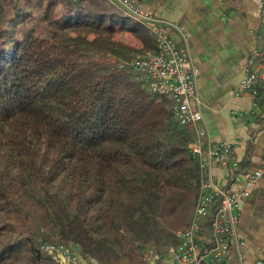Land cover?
<instances>
[{
  "label": "trees",
  "instance_id": "trees-1",
  "mask_svg": "<svg viewBox=\"0 0 264 264\" xmlns=\"http://www.w3.org/2000/svg\"><path fill=\"white\" fill-rule=\"evenodd\" d=\"M154 48L108 0L0 1V264H146L189 225L193 130L130 68Z\"/></svg>",
  "mask_w": 264,
  "mask_h": 264
},
{
  "label": "built area",
  "instance_id": "built-area-1",
  "mask_svg": "<svg viewBox=\"0 0 264 264\" xmlns=\"http://www.w3.org/2000/svg\"><path fill=\"white\" fill-rule=\"evenodd\" d=\"M108 1L145 26L153 36L155 48L138 54L130 68L135 80L150 94L172 100L174 115L180 125L193 130L194 136L188 149L200 165L199 192L191 222L175 233L176 243L169 247L163 258L155 251L147 250L143 260L146 264H160L169 256V264H227L232 248L243 245L237 238L239 203L264 180V158L255 169L242 167L231 142L212 141L203 126L201 111L194 108L201 103L199 70L193 62L190 39L185 29L154 17L133 0ZM259 4L264 18V0H259ZM261 31L264 34V22ZM234 94L236 97L248 95L252 98V115L261 109L259 101H264L263 50L251 52L244 67L243 79ZM219 166L228 171L227 185L220 184L215 178V169ZM41 251L50 257L52 264H85L78 251L61 244L42 243Z\"/></svg>",
  "mask_w": 264,
  "mask_h": 264
},
{
  "label": "crops",
  "instance_id": "crops-1",
  "mask_svg": "<svg viewBox=\"0 0 264 264\" xmlns=\"http://www.w3.org/2000/svg\"><path fill=\"white\" fill-rule=\"evenodd\" d=\"M133 1L154 17L185 29L199 70L201 103L194 108L201 111L203 126L213 142L233 144L242 167L257 168L264 158V106L252 115V98L236 97L234 93L251 52L264 51L259 0ZM173 36L178 38L175 33ZM215 178L227 185V169L217 167ZM237 238L243 245L232 248L227 264L264 262V180L240 200ZM160 264H169V256Z\"/></svg>",
  "mask_w": 264,
  "mask_h": 264
},
{
  "label": "water",
  "instance_id": "water-1",
  "mask_svg": "<svg viewBox=\"0 0 264 264\" xmlns=\"http://www.w3.org/2000/svg\"><path fill=\"white\" fill-rule=\"evenodd\" d=\"M75 250L79 252L80 248L79 247H76Z\"/></svg>",
  "mask_w": 264,
  "mask_h": 264
},
{
  "label": "rangeland",
  "instance_id": "rangeland-1",
  "mask_svg": "<svg viewBox=\"0 0 264 264\" xmlns=\"http://www.w3.org/2000/svg\"><path fill=\"white\" fill-rule=\"evenodd\" d=\"M195 212V211H194ZM193 216H194V214H193Z\"/></svg>",
  "mask_w": 264,
  "mask_h": 264
}]
</instances>
